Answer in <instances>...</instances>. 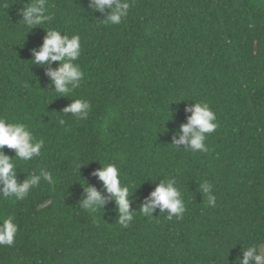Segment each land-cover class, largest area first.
<instances>
[{"label": "trees", "instance_id": "trees-1", "mask_svg": "<svg viewBox=\"0 0 264 264\" xmlns=\"http://www.w3.org/2000/svg\"><path fill=\"white\" fill-rule=\"evenodd\" d=\"M27 2L0 0V118L44 141L41 156L15 161L18 181L44 169L54 183L0 199L19 226L0 264H239L241 249L264 242V0H129L119 25L89 0H47L50 20L32 29L18 15ZM48 29L81 37L84 79L69 96L46 75L57 62L29 61ZM72 99L91 103L87 119L63 114ZM194 101L216 113L207 153L171 145ZM108 163L134 192L132 210L174 178L183 218L157 208L123 228L112 200L81 208L85 181L108 195L93 175ZM205 180L215 207L198 190Z\"/></svg>", "mask_w": 264, "mask_h": 264}, {"label": "clouds", "instance_id": "clouds-1", "mask_svg": "<svg viewBox=\"0 0 264 264\" xmlns=\"http://www.w3.org/2000/svg\"><path fill=\"white\" fill-rule=\"evenodd\" d=\"M88 9L91 12L104 14L105 18L102 21L106 25H119L128 16L130 3L129 0H89ZM18 15L22 17L21 23L31 29L45 24L50 20L47 0H35L33 3H29L28 0L18 11ZM61 33L56 29H48L42 46L39 50H33L32 59L29 60L38 66L58 63V67L49 68L46 75L54 86L52 91L59 94V97L69 96L80 87L84 79V73L78 63L82 50L81 37L79 34L69 36ZM91 107V103L87 100L72 99V103L63 109V114H71L76 119L83 120L87 119ZM185 111L190 112L191 115L187 117V123L182 124L178 132L173 134L171 145L193 153H207L209 151L205 143L207 135L218 128L216 113L207 103L195 101L188 104ZM64 123L65 121L61 119L60 124ZM5 147L14 150V158L5 153ZM43 147L44 141L35 139L28 125L9 122L7 117L0 118V199L7 200L14 197L15 200H23L32 189L40 185L42 180L49 184L54 183L51 172L44 169H41L39 174L26 172V178L18 181V166L15 161H31L42 155ZM79 168L80 166H77L76 170ZM93 175L102 182L108 195L105 196L95 186L88 185L85 181V195L79 201L80 207L95 212L103 209L105 204L112 200L118 212L117 222L123 228H127L133 222L137 212L152 218L153 213L159 208L160 213L166 211L168 220L182 219L186 212L185 201L174 178L159 180L155 189L144 199L139 210H132L131 198L134 192L130 191L127 184L122 183L119 167L108 163L102 165ZM198 190L207 197V206H216L217 197L213 194V185L209 181L200 183ZM18 231L19 226L14 217L0 216V246H12ZM241 251L243 259L238 257L239 264H264V242L251 244Z\"/></svg>", "mask_w": 264, "mask_h": 264}]
</instances>
